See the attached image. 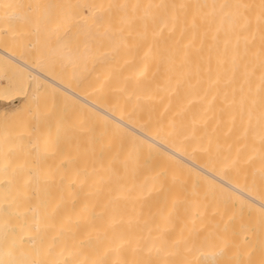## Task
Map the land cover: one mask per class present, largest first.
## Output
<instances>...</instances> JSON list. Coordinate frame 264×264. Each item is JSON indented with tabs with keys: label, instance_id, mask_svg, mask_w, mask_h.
I'll use <instances>...</instances> for the list:
<instances>
[{
	"label": "bare ground",
	"instance_id": "obj_1",
	"mask_svg": "<svg viewBox=\"0 0 264 264\" xmlns=\"http://www.w3.org/2000/svg\"><path fill=\"white\" fill-rule=\"evenodd\" d=\"M234 96L264 111V0H0V264H264Z\"/></svg>",
	"mask_w": 264,
	"mask_h": 264
},
{
	"label": "rangeland",
	"instance_id": "obj_2",
	"mask_svg": "<svg viewBox=\"0 0 264 264\" xmlns=\"http://www.w3.org/2000/svg\"><path fill=\"white\" fill-rule=\"evenodd\" d=\"M235 97H236L237 100H234ZM237 97H239V96H234V97H232V98H234L233 100L236 101V102H234V103H237V104H235L236 106L233 105V102H232V101H231L232 103H230V104H232V105L234 106V107H233L234 110H235V111L237 110V112H238V111H239V110H238V107H239V108H243V107L245 106L244 108H246V110H245V109H241V111L243 110V114H244V110L246 111V113L249 112V111L252 109V108H251V107H252V106H251L252 104H250V103H248V102H250L251 100L254 101L255 99L253 100L251 97H249L250 100H249V101L247 100V101L245 102L244 100H246V99H245L246 97H245V98H244V97H243V98H241V97L237 98ZM240 99H242V100L244 99L243 102L246 104V105H245V104L242 102L243 107H242V104L239 103V102H241ZM231 100H232V99H231ZM239 100H240V101H239ZM14 103H16V102H14ZM238 103H239L241 106H239ZM251 103H253V102H251ZM256 103H258L259 105L261 104L260 102H256ZM256 103H253V104L256 105ZM237 105H238V107H237ZM228 107H229V106H228ZM249 107H250V109H249ZM260 107H261V105H260ZM260 107H257L258 109H254V110L252 109L253 112H252V110L249 112L250 114L253 113L252 116H251L253 120H251V119L249 118V116H250L249 113H248L249 116L245 113V116L247 115V116H246V119L251 120V124H249L248 121H247L245 118H243V117H245V116H243V115H242L241 117H242V119H245L246 121H245V120L241 121V119H240L241 117H240V118H235V117H237V115L240 114V112H239L238 114H236L237 112H234V113H235V116H234V117L232 116L233 118H232V117H231V118L234 120L233 122L236 123L235 126L238 125V127H237V126H236V127L241 129V127L244 126L243 124H244L245 122H247V123L250 125V128H247V127H246V129H247V130L249 129V131H250V129L253 130V128H255V127L251 128L252 126H254V124H252V122L256 123L257 121L255 122V120L258 119V118H259L260 116H262V115H263V118H264V113H263L264 111H261V108H260ZM236 108H237V109H236ZM253 108H255V107H253ZM259 108H260V109H259ZM225 109L228 111L229 108H228V109L225 108ZM223 110H224V109H223ZM231 111H232V110H231ZM255 111H257V113H256ZM228 112H229V114L231 115L232 112H231V113H230V111H228ZM228 112H227V113H228ZM251 112H252V113H251ZM227 113H225V110H224L221 114H223V117L225 118V117H228V116H229V114H228V116H224V114H227ZM234 113H232V114H234ZM254 113H255L256 115H255ZM259 113H260V114H259ZM221 114H220V117H222ZM241 114H242V113H241ZM257 114H259V115L257 116ZM253 117H257V118L255 119V118H253ZM231 118H230V120H231ZM238 119H240L241 122H239ZM236 120H238V121H236ZM222 121H223V120H222ZM222 121H221V122H222ZM224 121H225V120H224ZM226 121H227V120H226ZM243 122H244V123H243ZM228 123H229V122H228ZM241 123H242V124H241ZM225 124H227V123H224V124L221 123L220 126H221V125H225ZM239 124H241L242 126H240ZM248 124H247V125H248ZM257 124H258V123H257ZM228 125H229V124H228ZM247 125H246V126H247ZM249 125H248V126H249ZM220 126H219V128L223 127V126H221V127H220ZM230 126H231L232 128H233V126H234V125L232 126V121H231V125H230ZM244 127H245V126H244ZM244 127H243V128H244ZM221 129H222V128H221ZM234 129H235V136H236V139H235V140H237L238 138L240 139V137H239V136H241V135H240V132H241V130H242V131H244V130L241 129V130L239 131V129L236 130L235 127H234ZM234 129H233V130H234ZM244 129H245V128H244ZM256 129H258V128H256ZM236 131H237V132L239 131V135H237ZM254 131H255V130H254ZM259 131H260V130H258V131H256V132H259ZM233 132H234V131H233ZM233 132H232V134L234 135ZM250 132H252V131H250ZM255 134H256V133H255ZM255 134H252V135L255 136ZM231 137L234 138L232 135H231ZM219 139L221 140V138H219ZM239 139H238V140H239ZM238 140H237V141H238ZM52 158H54V157H52ZM54 159L57 160V158H54ZM54 159H53V160H54ZM43 160H44V159H43ZM60 160H61V159H59V165H61L62 168H66V167H65V166H67V165H66V162H63V160H62V161H60ZM44 161H45V160H44ZM51 161H52V160H51ZM54 162H55V161H54ZM61 162H62V164H64V166L61 164ZM56 163L58 164V161H57ZM56 163H55V164H56ZM57 164H56V165H57ZM225 172L227 173V171H225ZM225 172H224V173H225ZM231 172H232V171H231ZM249 172H250V171H249ZM226 173H225V174H226ZM228 173H230V172H228ZM228 173H227V174H228ZM255 173H256V172H255ZM225 174H224V175H225ZM233 174H234V173H233ZM247 174H248V173L246 172V176L244 175L246 178H248V177H247ZM250 174H252V175H250ZM250 174H248V175H249V178H250V181H251V179L253 178L252 176H257V175H258V174H257V175H253V174H254L253 172H251ZM228 175L232 176V174H228ZM241 175L243 176V174H241ZM241 175L239 174L240 177H241ZM225 176H227V175H225ZM258 176H259V175H258ZM237 177H238V176H237ZM245 177H243L242 179L244 180ZM259 177H260V176H259ZM226 178L232 180L231 178H229V176L226 177ZM234 178H236V177H234ZM249 178H248V180L245 179L244 181H249ZM255 178H257V177H254L253 179H255ZM237 179H238V178H237ZM242 179H241V180H242ZM241 180L239 179V181H241ZM255 180H256V179H255ZM259 180H261V179L259 178ZM253 182H254V180H253ZM253 182L251 181L250 184L252 185ZM245 183H246V182H245ZM248 183H249V182H248ZM242 184H244V183H242ZM246 185H247V183H246ZM261 189H262V187H261ZM263 189H264V188H263ZM259 191H260V190H259ZM261 191H263V190H261ZM263 192H264V191H263ZM235 213H238V214H239V217H242V216L245 214V212L242 211V210H238V211L235 212ZM235 213H234V214L232 213V215H228V216H227V217H228V220H230L231 218H232V219H231L230 221H228V220L225 221V222H224V223H226L225 226H227V227H230V226H231L230 228H233V227H234L233 225H234L235 223L239 222L240 218L237 216L238 214L235 215ZM242 213H243V214H242ZM233 215L237 216L238 218L235 217V216H233ZM229 216H230V217H229ZM226 219H227V218H226ZM236 219H237V221H236ZM234 220H235V221H234ZM233 221H234V223H233ZM232 223H233V224H232ZM229 224H230V226H229ZM257 228H258L259 230H258V229L256 230V231H257V233H256V235H255L256 238H258V237H260V236L262 235V236H261L262 238L260 237V239H263V237H264V235H263L264 231H262L260 227H257ZM259 231H260V232H259ZM258 233H259V236H258ZM257 236H258V237H257ZM256 240H258V239H256ZM262 241H263V240H262ZM258 242H259V245H260V243H261L260 240H258V241L255 242V245H254V248H255V249L253 248V250H255V251L252 250V251H253V252H252L253 254H255L256 252L259 251V247H260V246L258 245ZM254 252H255V253H254ZM240 257H241V256L239 255L238 257L233 258L234 261H232V257H228L227 259H228V260H231V263L233 262V264H239V261H241V259H242V257H241V259H240ZM239 259H240V260H239ZM228 262H230V261H228ZM242 262H243V261H242ZM242 262H240V263H242ZM244 263H245V264H249L250 262H249V263H248V262H243V264H244ZM224 264H230V263H227V260H226V262H225Z\"/></svg>",
	"mask_w": 264,
	"mask_h": 264
}]
</instances>
